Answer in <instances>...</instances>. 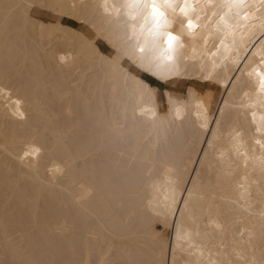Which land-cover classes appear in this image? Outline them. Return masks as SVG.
Segmentation results:
<instances>
[{
    "label": "bare ground",
    "instance_id": "obj_1",
    "mask_svg": "<svg viewBox=\"0 0 264 264\" xmlns=\"http://www.w3.org/2000/svg\"><path fill=\"white\" fill-rule=\"evenodd\" d=\"M181 7L0 0V264H264V2Z\"/></svg>",
    "mask_w": 264,
    "mask_h": 264
},
{
    "label": "snow or ice",
    "instance_id": "obj_2",
    "mask_svg": "<svg viewBox=\"0 0 264 264\" xmlns=\"http://www.w3.org/2000/svg\"><path fill=\"white\" fill-rule=\"evenodd\" d=\"M234 3L243 4L245 0H233ZM264 2V0H262ZM128 3L135 9H137L140 19L148 25L144 28L140 25L143 32L152 37L153 40L161 37H166L167 49L162 53L164 58L170 59L173 51V42L178 40V37L173 35L171 31H168L169 10L174 13L176 11L177 0H128ZM185 7H181L180 11L186 14L188 0H184ZM139 23V22H137ZM189 28H192L191 20L188 21ZM136 48L140 52H144L142 43H137ZM256 70L253 69V72ZM251 74V73H250ZM261 77V86L264 87V71L257 73Z\"/></svg>",
    "mask_w": 264,
    "mask_h": 264
},
{
    "label": "rangeland",
    "instance_id": "obj_3",
    "mask_svg": "<svg viewBox=\"0 0 264 264\" xmlns=\"http://www.w3.org/2000/svg\"><path fill=\"white\" fill-rule=\"evenodd\" d=\"M183 93V91H181Z\"/></svg>",
    "mask_w": 264,
    "mask_h": 264
}]
</instances>
